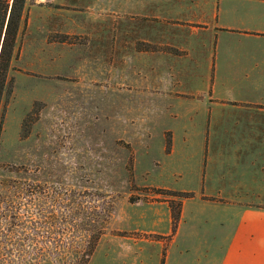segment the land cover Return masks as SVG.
<instances>
[{"label": "rangeland", "instance_id": "obj_1", "mask_svg": "<svg viewBox=\"0 0 264 264\" xmlns=\"http://www.w3.org/2000/svg\"><path fill=\"white\" fill-rule=\"evenodd\" d=\"M111 3L102 0L104 30ZM78 45L57 50L68 62L53 70L22 64L15 50L0 107V264H55L56 255L71 264L70 245L95 238L88 264H217L224 228L192 191V159L178 145L170 155L173 118L149 112L139 70L115 72L108 43Z\"/></svg>", "mask_w": 264, "mask_h": 264}, {"label": "crops", "instance_id": "obj_2", "mask_svg": "<svg viewBox=\"0 0 264 264\" xmlns=\"http://www.w3.org/2000/svg\"><path fill=\"white\" fill-rule=\"evenodd\" d=\"M135 3L112 0L111 27L104 30L102 0H26L18 60L53 70L62 58L68 62L57 50L78 44L102 50L108 43L115 72L120 65L133 76L139 70L149 112L173 118L164 127L173 130L170 155L178 145L181 158L192 159V191L219 213L215 224L224 228L217 264H264V206L251 204L264 201V0ZM173 33L182 41L173 42ZM58 34L68 40L53 38ZM75 35L87 41H69Z\"/></svg>", "mask_w": 264, "mask_h": 264}, {"label": "trees", "instance_id": "obj_3", "mask_svg": "<svg viewBox=\"0 0 264 264\" xmlns=\"http://www.w3.org/2000/svg\"><path fill=\"white\" fill-rule=\"evenodd\" d=\"M25 3L26 0H0V107L6 90L10 88L8 75L15 53ZM59 36L61 37H57V40L66 41L68 39L67 35ZM97 242L98 238L82 242L74 241L70 245L72 252L68 255L71 259L70 263L88 264ZM83 247L84 249H82ZM81 252H83L82 255H80ZM56 256H54V262L55 264H59L61 259L59 257L56 258Z\"/></svg>", "mask_w": 264, "mask_h": 264}]
</instances>
